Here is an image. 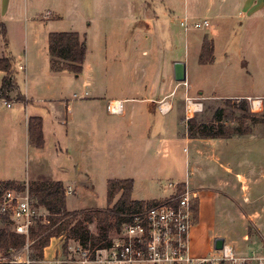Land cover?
Wrapping results in <instances>:
<instances>
[{
  "label": "rangeland",
  "instance_id": "obj_1",
  "mask_svg": "<svg viewBox=\"0 0 264 264\" xmlns=\"http://www.w3.org/2000/svg\"><path fill=\"white\" fill-rule=\"evenodd\" d=\"M173 1L182 11L184 0ZM187 1L190 9L187 30L180 24L184 16L182 12L174 14L169 30L161 28L155 30L145 20L144 13L146 9L149 14H152V11L160 12L163 6L152 5L150 1L146 6H142L140 0H129L127 10L133 15L144 17L146 25L143 24L141 28L137 27L135 30H123L119 21H104L103 10L119 9V5L113 0H12L6 15L1 19L3 23L1 26H5V32L0 31V57L2 55L9 57L14 71L12 81L14 89L8 90L5 96L0 97V181L34 180L36 172L43 170H46V173L50 171L53 177L60 179L62 177L56 175V167L60 162L57 161L56 156H59L60 152L55 150L58 147L55 142L57 137L50 134L51 124L47 123L52 122L51 117L47 115L48 112L36 110L41 111L39 114L42 113L40 115L45 117L46 128L43 149L35 150L37 148H33L24 139L20 129V126L26 122L27 115L32 113V103H28L29 107H27L26 102L17 101L18 95L22 97L28 95L32 101L42 99L39 95H43L44 87L47 84L55 85L56 81L57 83L59 81L58 86H64L62 95L68 105L79 104L82 107L89 104L86 102L95 99L98 93H103V90L105 98H108L128 83L127 70L120 76L115 74L109 77V68L120 56V60L127 64L129 58L135 54L142 61L150 60L151 54H154L162 59H170V63L168 62L170 69L172 60L176 62L185 60L188 63L189 83L200 87L208 95H250L253 98L264 96V10L255 15L258 22L254 26L249 22L251 15L248 14V10L238 0ZM199 3L201 7H198ZM47 11L51 12L52 17L50 15L51 18L44 19ZM204 20L208 26L201 29L193 27L194 23ZM103 22L106 24L104 27ZM49 32H77L80 36H85V62L78 77L66 70H61L58 76L49 73L51 69L48 51ZM204 37L212 39L214 43V61L208 65L198 63L199 48L196 47ZM129 40L133 43L140 42V47H135L131 42L127 43ZM142 51H146L143 56ZM113 57L117 58L113 59ZM97 71H104L105 75H99ZM3 75V72H0V87ZM7 102L11 105L9 108L5 105ZM211 102L203 103L199 121H209L213 113L212 109L226 104L233 106L236 100L216 101L219 104L217 106H214V101ZM25 106L27 108H24ZM49 112L51 114V111ZM89 114L90 117L92 116V122H99L97 112ZM256 116L259 118L261 113ZM230 117L232 123L228 125H233L236 120ZM224 118L226 121L229 117ZM105 119L108 122H123L114 116ZM119 129L121 126L117 130ZM184 129L181 125L180 132L184 133ZM69 130L71 133V129ZM105 136L107 137L100 140L97 134L93 146L85 150L86 153L79 162L70 158L73 165L81 167L78 176L81 179L78 178L79 189L75 195L72 191L71 195L66 196V205L69 209L82 208V210L72 211L105 209L106 179H127L129 178L127 175H131L124 172L126 162L120 158V137L112 130ZM164 153L153 158L157 176L153 178L151 184L144 185L137 180L133 193L135 200L164 201L171 193L168 184L175 183V177L184 180L185 165L192 166L193 146L186 144L184 139H178L171 143L170 150H165ZM203 158L204 166L210 168L206 160L207 156L204 155ZM64 161L68 162L65 159ZM147 162L146 158L140 160L133 157L128 161V171L139 177ZM246 166L248 167L249 164L246 163ZM247 170L250 171L251 167ZM204 172L205 170L194 171L191 177L193 175L197 180ZM62 179L65 185L69 183L75 188L77 183L73 178L71 182H68L65 176ZM263 187L260 186L258 192L260 198L257 202V206L261 208L264 204ZM241 194L242 191L239 192V196ZM117 198L118 196L115 197L114 202ZM238 201L242 202V198ZM40 210L44 213L42 208ZM7 226H11L9 219L4 223L0 222V228ZM87 227L91 233H96L95 221L87 223ZM259 229L260 235H264V222ZM118 233L115 230L110 233L112 241ZM64 241V237H61L58 238V242L54 240L50 244L46 251L47 260L53 262L62 259L69 261L67 264H80L73 262L80 258L77 250L79 245L69 240L67 253L64 254L62 252ZM13 253L24 259L28 256L29 248L24 246ZM215 253L211 252L209 255L213 256ZM2 256L11 259V254L4 253Z\"/></svg>",
  "mask_w": 264,
  "mask_h": 264
},
{
  "label": "crops",
  "instance_id": "obj_2",
  "mask_svg": "<svg viewBox=\"0 0 264 264\" xmlns=\"http://www.w3.org/2000/svg\"><path fill=\"white\" fill-rule=\"evenodd\" d=\"M11 1L12 0H0V26L3 24L1 19L6 15ZM113 1L117 2L119 9L113 11L103 10L104 21H119V25L123 30H135L137 27L141 28L143 24L144 26L146 25L143 19L144 17H141V15H133L130 13V10H127L129 0ZM140 1L142 6H146L148 1L152 2V5L155 4L158 7L163 6L160 12L152 11V14L147 13L148 10L145 8V20L147 23H150L155 30H159L160 28L169 30L170 22L174 20V14L176 12H182V15H184L182 19L184 17L188 19L190 16L187 0L183 1L182 11H180L178 8L179 5H176L173 0ZM221 1L226 2V0ZM238 1L248 10V14L251 15L249 22L253 23L255 26L258 22L255 15L264 10V0ZM198 7H201V3L198 4ZM49 13L52 17L51 12ZM51 17L45 18L44 16V19H49ZM104 26H106V24L103 22V27ZM2 27L5 31V26H1L0 31ZM50 33L55 32H49L48 36ZM203 39L200 45L196 47L199 48V53ZM207 39L213 43L212 39ZM129 42L135 47H140L141 45L140 42L133 43L132 40L127 41V43ZM132 53L134 52L132 51ZM145 54L146 51L141 52L142 56ZM3 56L4 55L1 57ZM116 58L117 57H113V59ZM118 58L119 59H116L109 68V77L111 78V76L115 74L120 76L127 70L128 83L108 98H105V91L103 90V93H98L95 99L86 102L89 104L82 107L79 106V104L68 105L65 103L66 99L62 95L64 86H58V84L60 85L59 81L58 83L56 81L55 85L47 84L44 87L43 95H39L42 96L40 97L42 99L32 101L28 95L23 97L27 107H29L28 103H32V113L27 115L26 122L20 126L24 139L29 143L27 122L30 117L41 118L42 133L45 139V117L40 115L42 113L39 114L41 111L37 112L36 110L48 112L47 115L51 117L52 121L47 122L48 125L51 124L49 127L51 128L50 134L57 137V139L55 138V142L58 144V147H56L55 150H59L60 152V158L56 156L57 161L60 160L56 167V175L65 176L68 182H71L73 178L77 183V187L75 186V188H73L69 183L65 185L62 177L61 179L53 177L51 172L48 171V173H46V170H43V172H36L34 180L13 181L24 183L31 181H60L64 189L70 187L75 195L80 185L78 176H80L81 167L80 165H73L71 159H74L73 161L75 162H79L84 157L86 153L85 150H88L89 146H93L97 134L100 140H102L107 137L105 135H108L110 130H112L115 132V135L120 137V158L126 162L124 172L130 173L131 175H127L129 177L127 179H131L134 182L131 200L138 201L133 198L137 180L141 181L144 185H149L153 178L157 176V169L154 167L153 158L162 153L164 155L165 150H170V144L175 140L184 139L186 144H191L193 146L194 155L192 166L187 167V165H185V171L187 173L188 169V175L185 173L184 180L175 177V183H169L173 184L174 188L168 187L171 193L165 200L172 198L176 190L180 191L185 186L194 196L193 205L196 207L197 211L189 235L190 254L198 257L207 256L211 254V252H216L214 250V242L216 239H223V245L230 246L236 256H247L251 253L264 254V235H260L259 233V226L264 222V204L262 208L257 206V202L260 198L258 194L261 189L260 186H264V123H252L250 121V117H257L256 115L262 112V100L264 96L255 97V99H261V106L257 112L251 113V104L246 100L247 98H253L250 95H208L203 89H200V87L191 85L188 81V63L185 60L180 62L185 64L186 86H184L183 83L176 82L173 78L172 65L176 62L174 60L171 61L170 69V64H168V62L170 63V59H162L154 54H151V59L147 61L138 59L135 54L129 58L127 64L124 63L122 59L120 60L121 56ZM60 72L62 71H53L52 67L49 70V73H53L55 76H58L57 74ZM97 73L99 75H105L104 71H97ZM99 78L98 76V79ZM185 97L189 98L191 101L186 102ZM221 100H236V102L233 106L226 104L225 106L212 109L213 113L209 121L198 120V118H201L199 115L203 111L204 102L212 103L211 101H214V106H217L219 104L216 101ZM241 100H246L244 105L249 108L250 113V115L246 112L243 113L248 116V118H245L244 122H242V128H247L245 133L227 138H191L188 135L187 121L192 118L197 119L199 121L197 122L198 124H215L221 125L224 128H236L239 125L237 121L234 122L233 125H228L224 121L225 118H223L221 122H212V120L214 112L217 109H225V114H228L234 111V107H236ZM112 102L119 103L121 110L119 114H113L108 111L107 106ZM190 104L191 107H193L191 111L189 109ZM27 107L25 106L24 108ZM78 110H80V112H78ZM49 111H51V114ZM90 112L98 113L97 117L99 122H92V116L90 117L89 114ZM110 116L117 117L118 120H122L123 122H108L105 118ZM226 116L228 115H225V117ZM181 125L185 128L184 133L180 132ZM120 126L121 129L117 130ZM69 129H71V133ZM100 142L102 143V141ZM41 149H43V147ZM204 155L207 156L206 160L207 163L210 164V168L204 166ZM133 157L140 160L143 158L148 159L139 177H136L134 173L128 171V161ZM64 159L68 162H65ZM246 163L249 164L248 167ZM250 167L251 170L248 171L247 168ZM202 170H205V172L199 179L196 180L193 175L191 177L192 172ZM125 179H106V188L110 180ZM79 180L81 179L79 178ZM241 191L242 194L239 196V192ZM240 198H242V202L238 201ZM139 201L152 202V200ZM66 208L68 211L82 210V208L69 209L67 205ZM54 240L58 242V239L53 238L50 244ZM49 246L44 249L43 260L31 262V264H50L51 262L46 258V251ZM58 248L59 252H61L59 243Z\"/></svg>",
  "mask_w": 264,
  "mask_h": 264
},
{
  "label": "trees",
  "instance_id": "obj_3",
  "mask_svg": "<svg viewBox=\"0 0 264 264\" xmlns=\"http://www.w3.org/2000/svg\"><path fill=\"white\" fill-rule=\"evenodd\" d=\"M2 27L1 33H4ZM48 51L52 70H66L78 77L83 70L86 56L85 36L80 37L77 33H50L48 37ZM214 47L212 41L203 39L198 63L200 65L212 64ZM0 72H3L0 87V97L5 96L8 90L14 89L12 81L14 71L9 57L0 58ZM17 101H24L20 95ZM246 100H241L234 107V111L225 114V109H217L214 112L212 122H221L225 115L236 119L239 125L236 128H224L221 125L198 124L197 119L192 118L187 122V133L191 138H227L234 135H241L247 131L242 128L245 118L244 112L249 113V108L244 105ZM263 110L261 116L250 117L252 123H264V99L262 100ZM237 112V113H236ZM236 113V114H235ZM240 113V114H239ZM28 140L30 145L37 149L44 146L42 133V120L40 117H30L27 122ZM134 182L131 179L110 180L107 183L105 209H90L89 211H68L66 208V195L60 181H31L28 183L13 180L0 181V198L5 191L14 190L17 192L28 191L29 196L34 200L35 206L43 207L47 213L46 222L36 219L30 227L28 238L14 233L11 226L0 228V252L9 254L19 251L27 243L29 244L28 259L31 262L43 260V252L49 246L51 239L64 237L62 252L67 253V242H77L83 250H87L91 257L96 250L111 246L112 238L110 233L115 230L120 232L121 226L131 221L133 214L140 212L145 206L154 202L132 201L131 193ZM117 200L114 202L115 197ZM194 216L196 207L193 205ZM8 220L5 215L0 214V222ZM95 221L96 233H91L87 223Z\"/></svg>",
  "mask_w": 264,
  "mask_h": 264
},
{
  "label": "built area",
  "instance_id": "obj_4",
  "mask_svg": "<svg viewBox=\"0 0 264 264\" xmlns=\"http://www.w3.org/2000/svg\"><path fill=\"white\" fill-rule=\"evenodd\" d=\"M50 13L45 14L48 18ZM185 30L189 28L188 19L184 17L180 23ZM208 26V23L193 24L196 29ZM186 86V83H183ZM251 104V111H256V103L261 106V99L247 98ZM186 102H190L185 97ZM109 103L110 113L121 112L118 102ZM10 107V103H5ZM231 124V119H226ZM174 188L173 184H168ZM65 195H71L72 189L66 187ZM193 194L185 186L175 195L165 201H157L145 206L140 212L131 217V221L121 226L118 236L113 239L108 248L96 250L91 257L87 250L79 245L80 264H264V254L251 253L247 256H236L228 245H223L215 255L192 256L189 252V235L194 224ZM43 209L41 212L40 209ZM0 214L5 215L12 227V231L28 238L30 227L36 219L46 222L47 213L43 207L35 206L28 191H5L0 198ZM30 243L26 244L29 247ZM11 254L6 259L0 252V264H31L28 256L22 259L20 255ZM67 260H56L50 264H66Z\"/></svg>",
  "mask_w": 264,
  "mask_h": 264
},
{
  "label": "water",
  "instance_id": "obj_5",
  "mask_svg": "<svg viewBox=\"0 0 264 264\" xmlns=\"http://www.w3.org/2000/svg\"><path fill=\"white\" fill-rule=\"evenodd\" d=\"M173 78L178 83H184L186 81V69L185 64L182 62H176L173 65ZM223 239H216L214 242V250L220 251L223 247Z\"/></svg>",
  "mask_w": 264,
  "mask_h": 264
},
{
  "label": "bare ground",
  "instance_id": "obj_6",
  "mask_svg": "<svg viewBox=\"0 0 264 264\" xmlns=\"http://www.w3.org/2000/svg\"><path fill=\"white\" fill-rule=\"evenodd\" d=\"M113 104H115V102ZM191 108H193V107H191V104H190V106H189L190 111H191ZM255 109H256V111L259 110V107H258V104L257 103H256V108Z\"/></svg>",
  "mask_w": 264,
  "mask_h": 264
}]
</instances>
